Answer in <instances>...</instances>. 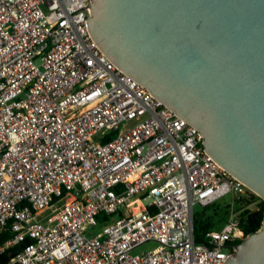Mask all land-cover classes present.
<instances>
[{"label":"built area","instance_id":"obj_1","mask_svg":"<svg viewBox=\"0 0 264 264\" xmlns=\"http://www.w3.org/2000/svg\"><path fill=\"white\" fill-rule=\"evenodd\" d=\"M88 2L0 0V251L28 238L9 264H223L251 191L98 48ZM228 194L197 242L193 207Z\"/></svg>","mask_w":264,"mask_h":264},{"label":"water","instance_id":"obj_2","mask_svg":"<svg viewBox=\"0 0 264 264\" xmlns=\"http://www.w3.org/2000/svg\"><path fill=\"white\" fill-rule=\"evenodd\" d=\"M88 33L264 202V0H89ZM223 264H264L261 229Z\"/></svg>","mask_w":264,"mask_h":264},{"label":"trees","instance_id":"obj_3","mask_svg":"<svg viewBox=\"0 0 264 264\" xmlns=\"http://www.w3.org/2000/svg\"><path fill=\"white\" fill-rule=\"evenodd\" d=\"M257 202L256 208L251 210L248 208L252 203ZM209 206L203 207V211L200 213H194V235L197 242H202L205 234H207L214 226V218L217 216V210H214L213 214L208 216L205 213V209ZM240 207H245L240 212V228L243 231V238L238 240L236 245H239L242 240L249 235L255 233L262 226V220L264 216V202L254 193L248 192V197L243 200V205ZM228 212H224L222 221L225 222ZM14 233L11 231L10 223L0 230V247H2L6 241L13 237ZM30 240L26 238L23 242L16 244L14 246L6 247L0 251V264H9L11 259L20 252Z\"/></svg>","mask_w":264,"mask_h":264},{"label":"rangeland","instance_id":"obj_4","mask_svg":"<svg viewBox=\"0 0 264 264\" xmlns=\"http://www.w3.org/2000/svg\"><path fill=\"white\" fill-rule=\"evenodd\" d=\"M231 202H232L231 195L228 194V195H225V196L219 198L214 204H212L210 207L205 209V213L208 216L212 215L214 210H217V216L213 220L214 221V226L212 228L213 230H220L223 227L224 222L221 219L224 215V212H228L229 208L231 207ZM256 205H257V202H254L249 206V208L255 209ZM235 207H237V204H235ZM193 210H194V213H200L204 209H203V207L196 205L193 207ZM114 218H116V216H114ZM100 230H101V227L98 225L92 229V234L95 235ZM156 246H157V243H155L153 241H148V242H145V243L141 244L140 246L134 248L132 250L131 254L132 255L146 254L149 251L156 248Z\"/></svg>","mask_w":264,"mask_h":264}]
</instances>
